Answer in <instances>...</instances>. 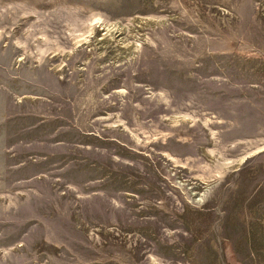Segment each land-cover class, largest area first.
Returning a JSON list of instances; mask_svg holds the SVG:
<instances>
[{"label":"rangeland","instance_id":"1","mask_svg":"<svg viewBox=\"0 0 264 264\" xmlns=\"http://www.w3.org/2000/svg\"><path fill=\"white\" fill-rule=\"evenodd\" d=\"M0 264H264V0H0Z\"/></svg>","mask_w":264,"mask_h":264},{"label":"bare ground","instance_id":"2","mask_svg":"<svg viewBox=\"0 0 264 264\" xmlns=\"http://www.w3.org/2000/svg\"><path fill=\"white\" fill-rule=\"evenodd\" d=\"M135 47H138V44H136Z\"/></svg>","mask_w":264,"mask_h":264}]
</instances>
